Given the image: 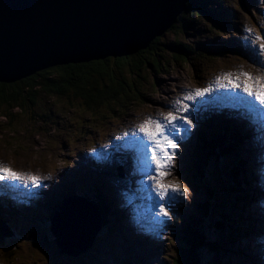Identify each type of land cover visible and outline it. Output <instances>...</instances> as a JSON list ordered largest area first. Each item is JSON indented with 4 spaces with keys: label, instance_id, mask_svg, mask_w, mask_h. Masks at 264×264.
<instances>
[{
    "label": "rangeland",
    "instance_id": "obj_1",
    "mask_svg": "<svg viewBox=\"0 0 264 264\" xmlns=\"http://www.w3.org/2000/svg\"><path fill=\"white\" fill-rule=\"evenodd\" d=\"M188 2H193V0L184 1V4H181L183 9L186 10ZM200 3H202V6H206L199 7L200 12L204 14L203 16L200 15L197 16V18H193L192 16L188 19V22L185 23L184 21L185 25H182L183 23L179 22V18L183 15L187 16L190 13H184L185 10L180 12L177 18H175V23L172 25L174 28H171L172 26L166 28L159 36L149 41L146 49H141L129 55L130 57L137 55L136 63L138 61L141 63L143 61H152L154 53L157 52V54H159L160 67L156 68V71H151L146 67L145 70L143 66L142 68L144 71L140 75V78L135 76L136 73L138 74V71L134 68L132 69L133 74H130V71H128L129 75H126L125 79L127 82L131 80L130 83H133L132 90H130L129 94H121L118 99L116 98L108 106H99L96 112L92 113L93 109L90 105H83L81 99H76L75 97L70 98L67 96L68 94L47 97L40 93L36 103L31 106L28 105V108L25 109V113L18 110V108L13 110L14 113L16 112V117L13 122H9L0 112V160L4 161H1V165L6 166L11 171L17 169L18 174L28 179L31 174H34L32 169L46 171V173H48L46 174L47 177H51L54 174L51 182L58 188L56 193L60 194L64 186V183L59 186L62 181L61 179H63L60 167L67 164L66 159L70 160V158H73L76 161H81L85 152L84 144L92 141L90 133L97 132L96 135H99V133L106 130L108 132L117 131L116 127H118V131H120L118 124L128 119L129 116L131 119L137 120L138 115H142V121H138L139 125L145 118L159 119L155 118L159 113L162 115L166 111L176 110L174 115H184L190 123L185 124L183 121L177 119L180 123L181 132L184 133V137L176 135L175 141H186L192 145H176L173 165L169 166V163H167V167L160 170L161 175L155 182L159 185H163L172 180L173 177H176L178 183L183 184L186 182L184 176L186 177L187 158L197 156L199 163L203 162L204 158L206 159V163L209 162V164L212 165L214 169L212 174L216 176L214 179L216 189L214 185L211 187L207 185L208 188L204 190L202 187H198V197L195 200L188 197L183 208L175 202L170 201L179 210L180 218L178 224H176V228L172 230V235L169 233L170 236H167L168 239L172 244L177 240L179 242L177 236L181 229L183 230L186 227L185 224H188L186 219L197 218L201 220L202 210H200V208H205L207 205V210H209L207 213L209 222L207 226L209 228H204L202 231L207 233L210 232L211 234L206 237L207 241L212 245H219L222 251L220 254H211L210 251L206 250L204 253L205 259L203 258L201 264H224V259L225 261L228 260L229 264H250V261L251 264H262L260 256L264 252V211H261V209L262 207L264 208V193H262L263 197L261 196L260 199L258 195L257 172L260 175H264V159H262L264 155V133L261 131L264 129V125L257 123V125L254 126L253 119L258 117V113L263 107L258 101L252 97H248L240 89H233L225 79V75L229 74L233 79L238 78L241 84L245 81V77L239 76L241 72L248 73L253 79L256 77L264 79V69L259 67L260 64H264V51L260 49V45L264 43V0H200ZM181 6L173 7L175 10L172 14L174 15ZM189 9L192 10L191 8ZM207 14L211 16L214 22L206 18ZM74 15L78 16L80 14L75 13ZM145 24L139 26L138 28L140 30L134 31L132 34L137 37L142 33L143 30L141 31V28ZM146 27H149L148 24H146ZM145 32L146 31L142 33L143 35L141 34L138 36L135 43L141 44L146 41L147 36L148 39L150 38L149 34L146 35L148 32ZM257 36H260L261 39H256ZM177 42L191 49L192 54L189 55L190 60L188 62H172V58L175 56L174 52L176 51L173 45ZM242 44L245 45V47L253 48V51H250L249 57L246 52H230V47L234 45H240L243 49ZM13 48L14 44L11 42L3 52L0 50V84L12 85L25 79L20 78L21 80L11 81L12 79L20 77V74H13L5 68V65L11 64L9 55H7L6 52L11 51L13 53ZM221 52L224 53L220 54ZM106 58L117 59L120 57H104L103 59L92 60L90 62L101 61ZM169 60L171 61L169 62ZM68 65L76 64L55 67ZM13 67L15 68V66ZM49 69L50 68L39 70L35 74ZM217 77H219V80ZM205 87L210 89L205 95H212L214 96L213 98H216L218 101L212 102L207 99L211 96H195L194 93L191 94L192 99H186L187 101H185V90H193L195 92L196 89H203ZM177 100L181 102L180 106H184L183 104L185 102H188L189 106L192 102L194 105L190 106V109L188 106L186 112L179 113L176 109V107L179 106L175 103ZM219 107L223 110V114L227 116V120L230 121L229 127L223 128L222 131L214 129L220 123L219 117L216 114V109ZM197 109L200 115L205 111L209 115L211 121L207 123L211 129L209 132H206L204 136L201 135L199 139H196V137H198L196 131L199 130L200 127L197 115L194 113ZM234 117L238 120H234ZM230 128L237 131L234 132L235 136L238 135L240 137L237 141L231 139L235 137H227L228 133L225 132V130L231 131ZM129 132V129L125 131L126 134ZM192 133H194V136L187 139L186 137ZM229 136H231L230 133ZM202 137H206L209 143H217L216 149L219 151V161L214 160L211 156L209 157L213 152L204 151V144L201 143L202 141L206 143V139H202ZM134 139H138V137ZM197 140L199 141L198 143H196ZM104 141L108 142L107 139L103 140V143ZM174 142L172 143L174 144ZM116 143L117 149L120 148V150L123 151V157L128 160L129 152H127L126 142L117 140ZM221 144H223L222 148L218 147V145L220 146ZM254 144L259 146V148L254 149L252 147ZM108 146L111 148L114 147V145L111 144ZM141 146H144V141ZM224 146L229 148V151L227 150L228 156L226 155V149L222 150ZM128 148L131 150L130 153L136 150L131 146H128ZM140 150L142 149L140 148ZM178 151L180 154H178ZM74 153H78L79 156H74ZM256 153L258 154L257 157L255 156ZM184 156H186V158ZM223 156L227 157L229 161L224 160V158H222ZM149 159L148 162L153 165L152 153ZM128 161L134 166L135 170L145 172V169L142 171L143 165L140 163V159L136 161L134 158ZM198 162L195 161L193 166H196ZM227 162L234 164L233 168L238 167L240 170H236V175H234L235 171H232L233 169L230 170V173L233 174L234 177L232 181L228 178L226 185V182L221 179L225 178V173L228 171L229 166ZM244 162L251 168L255 176L254 179L248 182V184H251L250 189L249 186L244 189L240 183L243 179V173L246 171ZM82 163L85 165L88 161L84 159ZM147 169L150 171L151 167L149 166ZM69 171H72V169L70 168ZM216 171H218L217 175L214 174ZM65 172L66 170H64V174ZM72 173L74 172H69L67 174ZM154 173L156 174V170ZM88 175L90 176V174ZM88 175L86 173H77L75 180L88 185L90 191H92L96 185L99 187L96 194L100 196V190L106 191L104 184L100 182L95 184L93 180L89 179ZM203 176H208V172L206 171V174H203ZM186 178L189 179L190 177L188 176ZM246 179H248V176ZM42 181H45L44 176L42 177ZM133 181L140 183L138 189L143 187V184L137 178H134ZM10 182H12L16 188L13 187ZM27 182L28 180H25L24 183L17 184V180L11 179L3 183V180L0 179V185L3 184L8 186L11 190V194L15 192L20 193L18 197L22 200L25 199V196L21 193H25L28 199L35 196L32 187H24L23 184ZM148 186L156 188L154 187V182L151 183L149 181V183H144V187ZM213 188L215 190H213ZM177 189L179 190H177L179 192L178 195L181 197L184 191L180 187H177ZM156 190L158 191L159 189L156 188ZM174 193L176 194V192ZM90 195L89 193V196ZM61 196H63L62 202L58 201L57 207L54 208L66 207L71 209V211H68L65 217L59 216L61 217L59 223H57V221L54 222L55 228L58 226L64 227V224H67L66 227L72 231L76 230L75 227L86 228L83 225L81 226L82 223L78 226L79 223L76 222L78 220L74 222L71 221L70 216L77 212L73 210L74 208L82 211V216L83 213L86 215L85 218H92L90 225L93 224V227L95 226V218L100 220L99 216H101L99 225L96 226L97 228L95 227L97 231L99 226L106 223V218L103 213L100 212L97 203L93 204L90 197H85L84 201L77 202V199L69 198L68 195ZM242 196L244 198H240ZM64 197L66 198L64 199ZM92 197H95L96 202H98L96 195H92ZM158 198L161 200L159 195ZM122 199L125 198L122 197ZM233 200L243 205L244 210L239 213L238 217H234L235 212L231 210L232 208L230 209L228 207V201ZM1 201H3V199ZM164 201H166V199L162 201V203L166 205ZM221 201H225L226 204L221 203ZM85 202L90 203L91 206H86ZM55 209L54 212L50 211L49 214L48 212H44L45 217L41 216L39 218V221L41 220L40 222L44 224L42 228H38V225L37 227L34 226L36 229L35 242L31 245L23 246L21 242L16 239L19 238L20 235L21 240H25L26 234L18 233L17 230H13V228L16 227L19 229V225L16 226L17 222L14 221V218L11 222L9 221V223H6V220H10L15 214L9 211L5 205H2L0 207V212L4 213H0L2 215L0 216V232L5 236H11L8 233L10 229L12 235H15L17 238L11 237L10 240V237L4 238L5 236L0 235L1 238H4V240H1L0 244V264H18L20 262H22L21 264H96L95 260H97L99 264H141L135 261L137 258H140L141 262H145L144 264H150V259L148 260L149 262L146 263L145 258L147 256L159 258L156 261L154 260V264H176L172 259H176V254H174V252L177 251V248H172L171 254L170 247H168L171 246V244L167 243V246L166 244L163 246L161 237L157 234L156 229L153 228L151 223V215H146L148 226L150 227V230H148L149 233L143 230V227L138 223L137 225L133 224V227H130L128 232L133 230L137 235L140 236L141 234V236L145 238V241L152 239L155 243H138L136 241L132 244V240H129L132 248L129 246L131 249L128 248V254L133 259L129 261L126 257L121 259L118 257V254L114 255V252L119 249V247L114 244H119L121 240L120 235H129L123 224L117 225V228H120V231H117L118 234L113 232L100 243L99 239L101 236H99V238L91 236L92 241L89 247L80 252H69V250L65 248L67 244L63 242V246L60 241L57 240L60 230L55 232L50 228L52 220L57 217V215L54 216L57 213ZM159 209V206H157L153 210V213L157 214ZM15 212L17 216H20L23 211L21 207H18ZM242 213H245V217L241 216ZM255 215H259L258 217L260 219L258 221H256V218H253ZM126 216L128 217L127 214ZM20 218H22V216ZM238 218H240V220ZM129 219L133 218L129 216ZM223 220L226 222H223ZM233 220L242 222V226L239 228L240 230H234L239 224L235 223ZM249 220H252L254 224H259V229L257 227L256 230L257 234L254 232L257 236L250 232L251 227L248 225ZM62 222H64L63 225L61 224ZM81 222H83V220ZM120 222H123V220ZM75 223L77 225H74ZM215 223L220 225L215 231H219L218 236L216 233L213 234V224ZM72 225H74V227ZM246 227L249 228V232L254 236V239L257 238L263 245L252 241V238L247 234L248 231H243V228ZM26 229L29 230L28 227H26ZM74 231L73 233H76ZM14 232L17 233L14 234ZM89 233H91L90 230ZM246 234L247 236H244ZM232 242H234V245L230 248ZM73 244H71V246H73ZM156 247L160 248L156 249ZM162 247L163 250H161ZM11 249H14L17 253L14 254L15 251L13 253ZM7 250L9 252H7ZM233 250L237 252L242 251L243 255H239L240 257L237 259L235 258L236 254ZM124 253L127 254L126 252ZM12 255L14 256L12 257ZM5 259H7V262L3 261ZM256 261H258V263Z\"/></svg>",
    "mask_w": 264,
    "mask_h": 264
},
{
    "label": "water",
    "instance_id": "obj_2",
    "mask_svg": "<svg viewBox=\"0 0 264 264\" xmlns=\"http://www.w3.org/2000/svg\"><path fill=\"white\" fill-rule=\"evenodd\" d=\"M184 1L174 3L181 6ZM158 2L168 13L175 10L173 1ZM160 10L154 0H0V50L3 52L11 42L14 44V55L11 51L6 52L11 64L5 68L13 74H20L11 80L17 81L45 68L87 63L103 59L104 55L126 57L146 49L149 41L171 27L185 9L181 6L171 18L165 19L164 27L150 26V19L155 17L153 13ZM143 24L141 31L148 32L145 33L150 38L147 36L144 43H135L142 33L137 37L132 33L140 30L138 27ZM121 41L124 42L122 47L117 45ZM20 70L25 71L23 75ZM58 214L53 224L55 221L59 223L61 217ZM98 225L99 220L95 218V226ZM90 232L94 237L95 230ZM58 241L63 245L61 236ZM65 248L69 252L84 250L74 245Z\"/></svg>",
    "mask_w": 264,
    "mask_h": 264
},
{
    "label": "trees",
    "instance_id": "obj_3",
    "mask_svg": "<svg viewBox=\"0 0 264 264\" xmlns=\"http://www.w3.org/2000/svg\"><path fill=\"white\" fill-rule=\"evenodd\" d=\"M187 5L188 7L186 8L184 13L190 14H188L187 16L183 15L179 18V22L183 23L182 25H185V23L189 21L188 19L192 16L193 18H197V16L200 15L203 16L204 14L200 12L199 7H206L204 5L202 6L200 0H193V2H188ZM189 8H191L192 10H190ZM206 18L214 22L211 19V16H208V14L206 15ZM171 28L174 27L172 26ZM173 47L176 50L174 52L175 56L174 58H172L173 63H176L178 61L188 62L190 60L189 55L192 54L191 49L178 42L175 43ZM136 57L137 55H135L134 57L126 56L124 58L122 57L117 59L106 58L105 60L89 62L85 64L54 67L50 68L47 71L40 72L29 78L16 82L12 85L0 84V112L6 117V119H8L9 122H13L14 118L16 117V112L14 113L13 110L18 108V110L25 113V109L28 108V105L31 106L36 103L38 95L42 93V95L47 97L68 94L67 96H69L70 98L75 97L76 99H81L83 105H90V107L94 110H92V113H95L96 109L99 106H108L116 98L118 99L121 94L130 93V90H132L133 88V83H130L131 80L127 82L125 79L126 75H129L128 71H130V74H133L132 69L134 68L138 71V74L136 73L135 76L140 78V75L144 71L142 68L143 66L144 69L146 67L151 71H156V68L160 67L159 54H157V52L154 53L153 60L150 62L143 61L140 63L138 61L136 63ZM170 61L171 60H169V62ZM133 80L135 81L134 78ZM202 144H204V151L209 152L214 151L215 146H217V143L212 144L207 142V140L206 143L205 141H202ZM210 156L215 158V153H211L209 157ZM203 160V162L199 163L196 156V161L198 162L196 163V166L193 167L192 170L188 168L186 169L185 175L186 177H190L189 179L191 182L199 183L204 178L203 174L205 175L206 171L208 172V174L211 173V165L209 163H205L206 159L203 158ZM233 166L234 164H231L228 169H233L232 171H235L234 175H236L237 171H239L240 168H233ZM76 169L80 170V166L73 169L74 175L77 174ZM234 175H229L227 172L225 173L224 182H226V185L228 178H231L232 181ZM62 176H64V174ZM92 176H94V174ZM65 179L66 177L64 176V178L62 179L63 183ZM61 194L65 195V192L62 191ZM110 198L111 197L108 194H104L100 196L97 202L101 206V213H103L108 224H111L112 221L117 222L118 218V221L122 220V217L118 213H115V211L119 209V207H113ZM200 210H202L200 218L201 220L197 218H189L188 220L186 219V222L188 224H185L186 227L183 230L181 229L180 233H178L177 238L179 239V242L177 240L174 244V249L177 248V251H173L174 254H176V259H172L176 264H201L206 250L210 251L211 254H218L222 251L219 245L218 249H220L221 251H218V249L216 250V247L218 246L212 245L207 241L206 237L211 233L202 231L204 228H209L207 226V224L209 223L207 217V213L209 210H207V205L205 208L201 207ZM107 212H111V215H107ZM0 213L3 214L4 212ZM0 216L2 215L0 214ZM7 222H9V220H6V223ZM223 222L226 221L223 220ZM219 226L220 225L217 223L213 224V234L216 233L217 236L219 234V231H215ZM246 228L248 229V227ZM13 230L18 231L17 228H13ZM16 233L17 232H14V234ZM10 234L12 237L17 238L15 235H12L11 232ZM247 234L245 236H247ZM1 240H4V238L0 237V244Z\"/></svg>",
    "mask_w": 264,
    "mask_h": 264
},
{
    "label": "bare ground",
    "instance_id": "obj_4",
    "mask_svg": "<svg viewBox=\"0 0 264 264\" xmlns=\"http://www.w3.org/2000/svg\"><path fill=\"white\" fill-rule=\"evenodd\" d=\"M169 2H172L173 1V4H174V6L173 7H175V6H180V5H178V4H175L174 2H176L177 0H168ZM154 2H155V4H156V6H158V7H160L161 8V10L160 11H157V12H154L153 13V15L155 16V17H152L151 19H150V21H149V24H150V26H156L157 28L159 27V28H161V27H164L165 25L163 24V22L164 21H166L165 19H169V18H171L172 17V12H174V10L171 12V13H168V11H165L163 8H162V6L159 4V2H158V0H154ZM152 10V9H151ZM152 11H154V10H152ZM167 24V23H166ZM117 45H119L120 47H122L123 45H124V42H118L117 43ZM117 45H116V47H117ZM122 45V46H121ZM127 49H129V46L128 45H126L125 46ZM108 49V48H107ZM107 49H105L106 51H107ZM140 51V50H139ZM132 54H134V53H132ZM132 54H130V55H132ZM127 56H129V55H127ZM104 57H106L105 55H104ZM130 57V56H129ZM121 58V57H120ZM20 72H22V75H23V73L25 72L24 70H20ZM26 78H29V76L28 77H26ZM25 78V79H26ZM79 87V86H78ZM76 90V89H75ZM233 105V104H232ZM231 126V125H230ZM224 128V126H216L214 129L215 130H217V131H221V129H223ZM226 128V127H225ZM231 129V131H229L232 135L231 136H228L227 135V137H229V138H231V137H235V138H231V139H234V140H236L237 141V139H239L240 137L238 136V135H236L235 136V134H234V132H237V131H234V129H232V128H230ZM236 129V128H235ZM227 134V133H226ZM202 139H203V137H202ZM228 140V139H227ZM199 141L197 140V142L196 143H198ZM202 144V143H201ZM222 146H223V144L222 145H218V147H221L222 148ZM115 147V146H114ZM108 148H109V146H108ZM116 149H117V147H116ZM128 149V151L127 152H130L131 150H129V148H127ZM224 149H226V155L228 156V152H227V150L229 151V148L228 147H225L224 146V148L222 149V150H224ZM217 151V152H216ZM213 153H215V158H213L214 160H218L219 159V157H220V155H219V151L216 149V146H215V148H214V151H212ZM196 158V157H195ZM226 159H227V157H225ZM262 159H264V155L262 156ZM150 160V159H149ZM228 160V159H227ZM229 161V160H228ZM74 162V165H73V167H71V169H72V171L74 172V168H77L78 167V165H77V161H73ZM228 163V165L230 166L231 164H230V162H227ZM260 163V162H259ZM261 163H263V162H261ZM244 164H245V167H246V171L243 173V179L241 180V186H243V188L245 189L247 186H249V189L251 188V184H248V182L250 181V180H252V179H254L255 178V176H254V173L252 172V170H251V168L250 167H248L247 165H246V163L244 162ZM260 166H262L261 164H259ZM259 166V167H260ZM61 168V176L64 174V170H65V168H64V166H62V167H60ZM187 168V167H186ZM261 168V167H260ZM223 170V169H222ZM80 171V173H82L81 172V169L79 170ZM49 172V171H48ZM98 173H99V171H98ZM150 173H152V172H150ZM227 173L229 174V175H233V174H231L230 173V169H228V171H227ZM72 174H74V173H72ZM206 174V173H205ZM214 174H216L217 175V171L214 173ZM65 176V175H64ZM64 176H62V178H64ZM247 176H248V179H246L247 178ZM76 177H77V174H75L74 175V178L76 179ZM221 178V177H220ZM241 178V177H240ZM3 180V183L6 181V180H11V179H2ZM62 180V179H61ZM221 180H223L224 181V179H221ZM23 181V182H22ZM25 182V180H17V184H21V183H24ZM221 182V181H220ZM50 183V187L51 188H49L48 190H49V193L51 194V196H53L52 198H53V200L54 201H52L51 202V206H53V212H54V207H57V203H58V201L59 202H62L61 200V198H63L61 195V193L62 192H60V194H58V193H56V191H57V189L58 188H56L53 184H52V182L50 181L49 182ZM63 182L61 181V184H62ZM248 184V185H247ZM24 185V187H26V188H31L32 186L30 185V182L28 181L27 183H25V184H23ZM213 186V185H212ZM5 187V189L3 190V188ZM98 188L99 187H97L96 185H95V188H93V190L92 191H90L89 193L91 194V195H96V198H98V200H99V198H100V196H102V195H104V194H108L109 195V193L107 192V191H104V190H100L101 191V193H100V196L99 195H97L96 194V192H97V190H98ZM244 189H243V191H244ZM213 190H215L214 188H213ZM0 192H5L6 193V195H5V197L4 198H1L0 197V207L2 206V205H5L6 206V208L7 209H9V211H12L15 215V217H14V221H16L17 223H20V221H21V216L22 215H20V216H17L16 215V208H18V206H17V204H15V203H13L12 201H10V199H11V190H10V188L8 187V186H6V185H3V184H1L0 185ZM247 194V193H246ZM245 194V195H246ZM47 195H49V194H47ZM47 195H45V196H43V195H40L41 196V198L42 199H47ZM66 195V194H65ZM110 196V195H109ZM69 197V196H68ZM66 197H64V199H65ZM69 198H71V197H69ZM240 198H244L243 196L242 197H240ZM3 199V201H1ZM21 199V198H20ZM75 199H77V198H75ZM91 199L92 200H94V201H96V199H95V197H91ZM111 199V201H112V204H113V207H116V208H118V206H117V204L115 203V201L112 199V198H110ZM56 200H57V202H56ZM123 201H125V202H127L126 201V199H122ZM145 200V198L143 199V201ZM9 201H10V203H9ZM14 201V200H13ZM29 201H31L30 202V204H32L33 203V206L35 205V207H38V203H37V198L34 196V197H32V198H29ZM77 202H81V201H83V200H80V199H77L76 200ZM14 202H16V201H14ZM54 202H56V203H54ZM97 203V202H96ZM221 203H225V201H221ZM130 204V203H129ZM226 204V203H225ZM85 205L86 206H88V207H90L91 206V204L90 203H87V202H85ZM43 206V208H44V212H48V214L50 213V209L47 207V206H45V205H42ZM97 206L100 208V212H101V210H102V208H101V206L99 205V203H97ZM228 207L232 210V211H234L235 212V214H234V217L235 216H239V213H241V211H243L244 209H243V205L242 204H240V203H238V201H236V200H233V201H228ZM73 210H76L77 212H76V214H74V215H72V216H70V218H71V221L72 222H74V221H76V220H78V221H76V222H78L79 223V225L78 226H80V224H81V226L83 225V226H85L86 228H79V227H75L76 228V230L74 231V232H76V233H73V231L72 230H70V229H68L67 227H66V225L64 224V227L63 226H58L56 229L60 232L59 233V236H61V238H62V241H64L67 245H71V244H73V243H76V244H73L74 246H75V248H78V249H85V248H87L89 245H88V240H89V238H90V236H91V234L89 233V230L91 231L92 229L93 230H95V234H96V226H94L93 227V224L92 225H90V221L92 222V218H90V217H87V218H85L86 217V215H84V213H83V217H82V211H80L79 209H77V208H74ZM215 210V209H214ZM68 211H71V209H68V208H66V207H64V208H56L55 209V212H57V213H59L58 214V216H63V217H65V215H66V213L68 212ZM120 212H124V211H122L121 209H120ZM57 213L54 215V216H56L57 215ZM115 213H117V210L115 211ZM39 214H41L40 216H45L43 213H39ZM51 214H52V212H51ZM78 214H79V216H78ZM80 214H81V216H80ZM107 214L108 215H111V212H107ZM241 216H243V217H245V213H242V215ZM52 217V216H51ZM74 217V218H73ZM100 217V220L99 221H101V216H99ZM49 218H50V216H49ZM85 219V220H84ZM239 220H240V218H238ZM24 219H22V221H23ZM83 220V222H81ZM146 220H147V217H146ZM239 220H233L235 223H238L239 225H237V227H238V229H237V227H236V230H240L239 228H240V226H242V222H239ZM10 221V220H9ZM41 221V220H40ZM7 223H9V222H7ZM16 223V226H18L19 224H17ZM118 223H120V225L122 224L120 221H118ZM6 224V223H5ZM51 224V223H50ZM62 225H63V223H61ZM252 224V223H251ZM7 225V224H6ZM74 225H77L76 223L74 224ZM74 225H72L73 227H74ZM51 227V230H53V229H55V227H54V224H53V220H52V225H50ZM7 227H9V226H7ZM19 227V226H18ZM96 227V228H95ZM130 227L132 228L133 227V224H132V226L130 225ZM17 228V227H16ZM18 229V228H17ZM10 230V229H9ZM8 230V231H9ZM139 231V230H138ZM18 232H19V229H18ZM52 232V231H51ZM62 232V233H61ZM160 232H161V229H160ZM9 234H10V232H8ZM62 234V235H61ZM74 234V235H73ZM95 234H94V236H95ZM140 234V233H139ZM245 234V233H244ZM0 235L2 236H5L4 234H2L1 232H0ZM11 235V234H10ZM241 235V234H240ZM170 236V235H169ZM245 236V235H244ZM6 237H10V239H11V237L12 236H5L4 238H6ZM140 237H142L141 236V234H140ZM54 239V238H53ZM57 240H58V238H57ZM143 243H147V241H145V240H143ZM233 243V244H232ZM231 243V247L230 248H232V245H234V242H232ZM87 245V246H86ZM235 247H237V246H235ZM158 248H160V247H156V249H158ZM219 248V246L218 247H216V250ZM239 250H240V245H239ZM238 250V251H239ZM218 251H221L220 249H218ZM231 252V251H230ZM230 252H228V253H230ZM233 252L236 254V257L235 258H237L238 259V257H240L239 255H243L242 254V251L240 252H237L236 250H233ZM67 253V252H66ZM237 253H238V255H237ZM220 254V253H219ZM59 255V254H58ZM205 259V258H204ZM224 262L226 263V264H229L228 263V260L227 261H225V259H224ZM250 263H251V261H250Z\"/></svg>",
    "mask_w": 264,
    "mask_h": 264
},
{
    "label": "snow or ice",
    "instance_id": "obj_5",
    "mask_svg": "<svg viewBox=\"0 0 264 264\" xmlns=\"http://www.w3.org/2000/svg\"><path fill=\"white\" fill-rule=\"evenodd\" d=\"M256 39H261L260 36H257ZM261 51H264V43L260 45ZM259 67L264 69V64H260ZM239 76L245 77V81L241 84L238 78L233 79L229 74L225 75V79L228 81V84L233 89H240L244 94L248 97L254 98L261 105H264V79L260 77H256L253 79L248 73H239ZM219 80V77H217ZM210 91L209 88L205 87L203 89H196L195 96H203L205 93ZM184 99H192V95H185ZM176 105L179 106L177 111L179 113H183L187 111V106H180V101L177 100ZM181 120L185 124L190 123V121L184 115H174L172 112L166 114L162 120L160 119H152L145 118V120L140 123L137 127L136 133H133L135 137L137 133L139 134V138L136 140V144L141 146L143 141H147L150 145L149 151L152 153V163L156 169V176L159 177L161 175V169L167 167V148H174L176 145L172 143L171 140L168 139L165 134V129L167 127L172 126L175 120ZM0 179H13V180H21L22 176L15 171L9 170L6 166L0 165ZM29 179L35 180L36 177L29 176ZM154 180V187L158 188L157 195L160 196L161 201L164 199V192L166 189L163 185H159ZM178 189L173 187L171 191H177ZM167 206L161 203L160 212L164 216L168 215V211L166 210Z\"/></svg>",
    "mask_w": 264,
    "mask_h": 264
}]
</instances>
